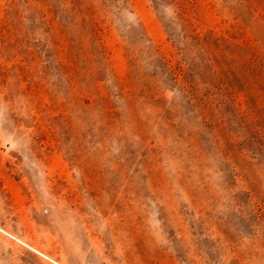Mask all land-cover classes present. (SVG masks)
Segmentation results:
<instances>
[{
  "label": "rangeland",
  "instance_id": "1",
  "mask_svg": "<svg viewBox=\"0 0 264 264\" xmlns=\"http://www.w3.org/2000/svg\"><path fill=\"white\" fill-rule=\"evenodd\" d=\"M0 264H264V0H0Z\"/></svg>",
  "mask_w": 264,
  "mask_h": 264
}]
</instances>
